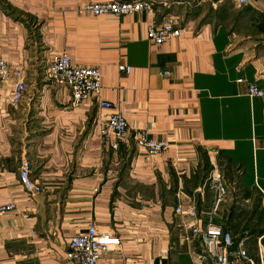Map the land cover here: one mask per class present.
Returning <instances> with one entry per match:
<instances>
[{
  "label": "crops",
  "instance_id": "0c3cea01",
  "mask_svg": "<svg viewBox=\"0 0 264 264\" xmlns=\"http://www.w3.org/2000/svg\"><path fill=\"white\" fill-rule=\"evenodd\" d=\"M107 1L0 0V56L27 83L16 107L14 79L1 90L0 204L14 208L0 215V264H64L67 242L91 222L120 240L99 264H193L179 228L192 204L207 220L212 195L197 190L212 171L231 189L212 222L234 241L253 229L256 193L264 207V99L247 96L248 85L264 86V0H151V13L119 18L77 12ZM169 17L179 36L150 43L147 28ZM58 53L98 70V97L71 107L69 89L46 77ZM113 110L129 131L115 150L100 136ZM140 131L167 150L148 158L133 138ZM23 159L38 194L19 182Z\"/></svg>",
  "mask_w": 264,
  "mask_h": 264
},
{
  "label": "built area",
  "instance_id": "2783aa9c",
  "mask_svg": "<svg viewBox=\"0 0 264 264\" xmlns=\"http://www.w3.org/2000/svg\"><path fill=\"white\" fill-rule=\"evenodd\" d=\"M238 7L245 6L251 0H232ZM151 0L128 2L125 0H110L107 2L86 3L78 8L77 12L94 18L130 16L140 11L151 13ZM179 22L174 17L167 18L160 26H149L146 39L158 46L179 36ZM119 72L129 74L131 69L127 65H119ZM46 77L55 84L66 86L72 97L71 107H78L82 101L91 97H98L101 91L100 74L96 68L78 66L71 62L68 55L64 53L55 54L46 69ZM14 79L11 88L12 94L9 98L11 106H18L27 90L26 79L22 72L11 71L9 65L0 56V100L1 90L6 87L8 81ZM242 83L243 80H237ZM247 96L250 99L263 98L264 86L262 88L250 84L247 87ZM102 110H111L112 106L104 100L98 101ZM100 136L111 138V148L117 149V141L129 139V131L125 119L119 111L113 110L102 122ZM133 138L137 146L144 149L145 155L150 158L165 152L168 148L166 142L152 141L147 138L146 133L140 131ZM19 182L27 193L38 194L41 187L30 177V163L23 159L18 167ZM209 191L212 195V207L208 218L204 222L198 215L195 204H192L187 213V221L181 223L180 231L192 244L191 256L193 264H233V259L241 258L249 264H255L248 256L245 248L246 237L241 238L235 245L233 235L224 231L220 226L212 222L220 205L231 195V189L226 185L222 175L218 171H212L197 190L199 194ZM12 203L0 204V215L12 211ZM176 214L183 215L180 207H176ZM247 235V234H245ZM261 237L256 244L258 264H264V246ZM120 245V240L113 234L99 230L94 222L82 233L74 235L67 242L64 264H99L100 258ZM236 246V250L233 249Z\"/></svg>",
  "mask_w": 264,
  "mask_h": 264
},
{
  "label": "trees",
  "instance_id": "16d2710c",
  "mask_svg": "<svg viewBox=\"0 0 264 264\" xmlns=\"http://www.w3.org/2000/svg\"><path fill=\"white\" fill-rule=\"evenodd\" d=\"M261 202H262V195L256 193L255 200L253 203V208L250 213V220L254 221V226L253 229H250V233L247 235L245 234H238V237L235 239V245L237 242L245 237V236H254L256 238H262L261 239V244L264 246V207H261ZM243 214V213H241ZM262 225L263 227L258 230L259 226ZM246 229H244L245 231ZM253 261H256V257H251Z\"/></svg>",
  "mask_w": 264,
  "mask_h": 264
},
{
  "label": "rangeland",
  "instance_id": "374dc122",
  "mask_svg": "<svg viewBox=\"0 0 264 264\" xmlns=\"http://www.w3.org/2000/svg\"><path fill=\"white\" fill-rule=\"evenodd\" d=\"M256 238L254 237V236H250L249 238H248V240L246 241V243H248L249 244V247H250V253H249V255H250V257H255V255H256V249H255V244H256Z\"/></svg>",
  "mask_w": 264,
  "mask_h": 264
}]
</instances>
